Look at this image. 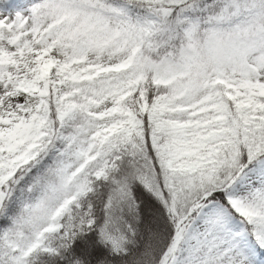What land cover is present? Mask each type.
<instances>
[{
  "label": "trees",
  "instance_id": "16d2710c",
  "mask_svg": "<svg viewBox=\"0 0 264 264\" xmlns=\"http://www.w3.org/2000/svg\"><path fill=\"white\" fill-rule=\"evenodd\" d=\"M73 3L77 12L70 20L40 16L46 28L37 46L31 40L14 43L22 56L54 50L63 60L47 64L51 83L41 98L46 115L36 133L35 156L0 187V264H170L171 251L179 254L176 264H188L182 239L198 207L217 202L245 222L232 208L227 187L264 155V95L224 94L229 117L220 140L206 146L193 172L176 175L152 145L146 108L167 97L178 116L176 108L187 105L193 92L185 87L191 74L198 65L201 71L211 65L214 34L235 35L245 27L264 32V0ZM90 4L129 16L138 23L140 42L127 68L73 79L68 66L111 36L93 25L84 10ZM174 64L191 74H177ZM62 67L58 98L53 80ZM7 71L3 60L0 78ZM4 85L33 97L19 80ZM112 94L122 95L118 110L106 118L93 116L90 106ZM61 98L72 109L64 121L58 119ZM87 131L94 134L86 158L70 169L71 140Z\"/></svg>",
  "mask_w": 264,
  "mask_h": 264
},
{
  "label": "rangeland",
  "instance_id": "374dc122",
  "mask_svg": "<svg viewBox=\"0 0 264 264\" xmlns=\"http://www.w3.org/2000/svg\"><path fill=\"white\" fill-rule=\"evenodd\" d=\"M84 10L94 18V26L106 28L111 36L109 42L87 52L81 62H72L68 75L78 79L127 68L140 42L138 23L123 13L91 4ZM76 12L73 0H60L56 5L53 0H0V62L5 60L8 66L7 74L0 78V187L35 156L36 133L46 115L41 98L48 94L51 83L47 64H62L63 60L54 50L46 55L34 49L22 56L14 43L31 40L37 46L46 28L40 16L48 22L70 20ZM214 40L209 68L201 71L198 65L191 74L186 66H172L177 74L192 75L185 87L193 92L187 105L176 108L178 116L173 115L167 97L146 108L152 145L174 175L183 170L193 172L205 159L206 146L220 140L229 117L224 94L246 99L264 95V32L245 27L235 35L215 33ZM64 73L62 67L57 81L53 80L58 98L64 88ZM9 79L27 84L33 97L8 91L4 81ZM121 98L118 94L103 97L90 106V112L97 118L109 117L118 110ZM59 102L58 119L64 121L72 109L63 98ZM92 134L87 131L72 138L67 161L70 169L77 170L84 162ZM227 197L246 223L217 202L198 207L182 239L190 253L188 264H264V155L228 185ZM153 225L156 227L155 222ZM173 252L170 264L178 262L179 254Z\"/></svg>",
  "mask_w": 264,
  "mask_h": 264
}]
</instances>
